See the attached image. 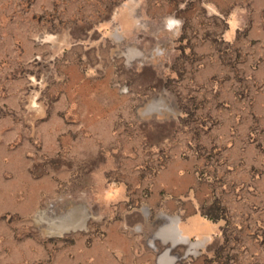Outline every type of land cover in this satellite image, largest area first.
Masks as SVG:
<instances>
[{"label": "rangeland", "instance_id": "1", "mask_svg": "<svg viewBox=\"0 0 264 264\" xmlns=\"http://www.w3.org/2000/svg\"><path fill=\"white\" fill-rule=\"evenodd\" d=\"M162 255L264 264V0H0V264Z\"/></svg>", "mask_w": 264, "mask_h": 264}, {"label": "crops", "instance_id": "2", "mask_svg": "<svg viewBox=\"0 0 264 264\" xmlns=\"http://www.w3.org/2000/svg\"><path fill=\"white\" fill-rule=\"evenodd\" d=\"M193 218H198V221L199 222H201L202 224H208L209 225V223L207 222V221H205V220H203L202 218H200V216L199 215H197V214H191V215H188L187 217H185L183 220H181L180 218V220H178V217L177 216H173V217H169L168 218V222H171L170 223V226H172L173 228H175L176 229V231H178V233L181 235V234H183L182 236H186V237H189L190 235H192V234H194V233H197V232H191L190 230L189 231H187V227H185L183 224H185V225H189V222H190V220L191 219H193ZM201 220V221H200ZM177 221H179V222H177ZM176 222H177V226H178V228H176ZM181 224V225H180ZM210 228V225L208 226V229ZM203 232V231H202ZM185 237V238H186ZM168 241L170 242V246L166 249V251H164L163 253H165V252H167V250H169L170 248H172L173 246H175L176 244H178L180 241H175V242H173V241H171V239H168ZM162 253V254H163Z\"/></svg>", "mask_w": 264, "mask_h": 264}, {"label": "bare ground", "instance_id": "3", "mask_svg": "<svg viewBox=\"0 0 264 264\" xmlns=\"http://www.w3.org/2000/svg\"><path fill=\"white\" fill-rule=\"evenodd\" d=\"M40 218H38V220H39ZM77 222H78V224H82V222H83V219L81 218H78L77 219ZM59 226H61V227H57L56 229H60V230H63V229H66V228H68V224H61V225H59ZM53 229V228H52ZM51 229V230H52ZM161 237H163V238H167V239H171V241H173V242H175V241H186V238L184 237V236H182V235H180L179 233H178V231H176V229L175 228H173L172 226H170L169 228H163L162 230H161ZM159 234V233H158ZM166 251V250H165ZM168 261V258H167V256L166 255H162V257L160 258V262H159V264H164V263H166Z\"/></svg>", "mask_w": 264, "mask_h": 264}]
</instances>
